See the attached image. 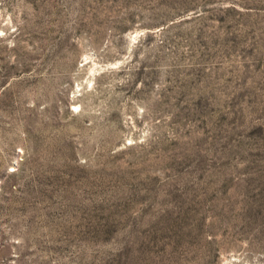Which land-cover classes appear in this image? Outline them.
Listing matches in <instances>:
<instances>
[{
    "label": "rangeland",
    "instance_id": "rangeland-1",
    "mask_svg": "<svg viewBox=\"0 0 264 264\" xmlns=\"http://www.w3.org/2000/svg\"><path fill=\"white\" fill-rule=\"evenodd\" d=\"M0 264H264V0H0Z\"/></svg>",
    "mask_w": 264,
    "mask_h": 264
}]
</instances>
